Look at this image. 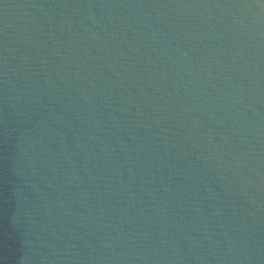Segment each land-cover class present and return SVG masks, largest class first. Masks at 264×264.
I'll list each match as a JSON object with an SVG mask.
<instances>
[{
    "label": "water",
    "instance_id": "1",
    "mask_svg": "<svg viewBox=\"0 0 264 264\" xmlns=\"http://www.w3.org/2000/svg\"><path fill=\"white\" fill-rule=\"evenodd\" d=\"M0 264H264V0H0Z\"/></svg>",
    "mask_w": 264,
    "mask_h": 264
}]
</instances>
